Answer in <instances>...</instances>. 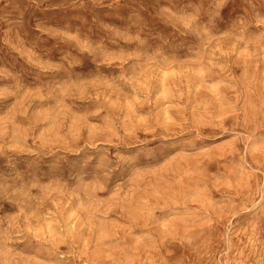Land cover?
<instances>
[{
  "label": "rangeland",
  "instance_id": "obj_1",
  "mask_svg": "<svg viewBox=\"0 0 264 264\" xmlns=\"http://www.w3.org/2000/svg\"><path fill=\"white\" fill-rule=\"evenodd\" d=\"M0 264H264V0H0Z\"/></svg>",
  "mask_w": 264,
  "mask_h": 264
}]
</instances>
